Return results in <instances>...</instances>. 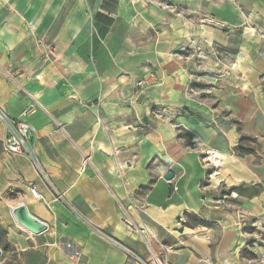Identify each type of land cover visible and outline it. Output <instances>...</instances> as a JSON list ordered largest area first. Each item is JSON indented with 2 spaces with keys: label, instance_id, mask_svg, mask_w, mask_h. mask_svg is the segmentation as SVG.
<instances>
[{
  "label": "crops",
  "instance_id": "obj_1",
  "mask_svg": "<svg viewBox=\"0 0 264 264\" xmlns=\"http://www.w3.org/2000/svg\"><path fill=\"white\" fill-rule=\"evenodd\" d=\"M125 1L0 0V105L32 125V142L54 187L27 158L0 150V187L6 195H17L7 203L10 211L3 212L1 224L18 233L23 250L33 236L42 240L52 264L55 259L62 264H130L125 249L150 259L147 244L128 229L124 217L152 229L168 249L169 264H264V245L257 260L241 255L235 248L241 227L229 228L230 212L221 213L240 203L264 227V0H211L207 7L227 25L223 38L219 29L212 32L225 46H233L234 29L241 31L232 63L243 80L228 90L226 108L242 128H220L227 141L223 148H213L226 154L215 165L218 174H211L222 180L213 190L221 184L228 188L217 201L204 197L200 186L205 169L197 149H207L193 145L196 151H188L165 118L148 123L152 102L164 104L171 89L154 90L158 99L140 102L117 80V65L124 62L117 47L128 29L117 18L105 22V15L121 11ZM170 33V28L163 30L162 41L154 40L157 47L171 46ZM117 39H122L118 46ZM125 92L130 98L123 102ZM240 95H256L257 105ZM5 134L0 121V145ZM241 134L257 138L256 153L236 155ZM168 172L174 173L172 180L165 178ZM33 186L42 199L33 196ZM130 203L146 207L124 215ZM20 204L45 221L48 230L33 235L14 216L13 223L9 214ZM190 217L219 223L221 229L185 226Z\"/></svg>",
  "mask_w": 264,
  "mask_h": 264
},
{
  "label": "rangeland",
  "instance_id": "obj_2",
  "mask_svg": "<svg viewBox=\"0 0 264 264\" xmlns=\"http://www.w3.org/2000/svg\"><path fill=\"white\" fill-rule=\"evenodd\" d=\"M210 2L211 0H126L121 11L105 15V22L112 23L117 18L116 23L128 29L122 33L124 41L119 47L118 43L122 39H117L116 42L119 49L117 53L124 61L117 65V80L122 81L124 90H132L134 94H138L140 102L154 97L155 100L158 99L156 94L152 96L154 90L157 93L162 88L171 89V96L165 97L164 104L162 101L152 102L148 123L150 126L156 125V120L165 118L172 124L176 139L188 151H196L193 145H202L207 149H197L205 169L200 186L203 187L204 197L217 201L227 193L228 188L226 184H221L213 190L212 185L216 181L211 174H218L215 172L218 170L215 165H221V161L212 163L206 158L210 156V152L217 150L213 148L225 146L227 138L220 128L226 130L232 124L237 129L242 128L241 121H233L226 103L228 90L237 87L243 77L232 63L233 56L238 54L241 31L234 29L233 46H225L226 42H222L221 37L227 35V25L208 13ZM168 28L171 29V46L162 47L161 43L157 47V41L154 40L162 41L163 30ZM214 29L220 30L221 37L218 40L214 36L216 33H212ZM129 95V92L123 94V102L130 98ZM159 95L162 100L163 96ZM237 97L252 100L255 105L258 103L256 95ZM33 137L34 135L32 141ZM242 143L244 147L250 145L256 150L260 148L258 143ZM0 150L4 151L3 142ZM234 151L238 156L244 155L243 152L238 153L236 147ZM233 163L234 166L241 167L237 160L234 159ZM251 176L256 179L254 174ZM1 179L2 177L0 183ZM249 186L254 195V182ZM2 189L0 187V264H52L47 256L48 245L42 240H34L36 237L33 236L34 239H29L26 243L27 250H23L21 247L26 246L19 244L18 233L11 234L1 224L3 212L6 214L10 211L8 204L16 201L17 197L15 193L6 195ZM225 209L221 213L230 212L228 227L236 224L241 227L242 236L235 248L239 247L240 254L248 259L257 260L258 248L264 245L261 241L264 227L259 224L257 214L253 211L244 212L240 203ZM9 218L15 223L11 213ZM213 224L212 227L221 229L219 223ZM53 261L54 264H62L58 259Z\"/></svg>",
  "mask_w": 264,
  "mask_h": 264
},
{
  "label": "built area",
  "instance_id": "obj_3",
  "mask_svg": "<svg viewBox=\"0 0 264 264\" xmlns=\"http://www.w3.org/2000/svg\"><path fill=\"white\" fill-rule=\"evenodd\" d=\"M0 121L3 124L6 133L5 138L2 141L4 153L10 157L21 156L27 158L38 175L47 184V186L51 190H54L50 176L45 170L32 142V136L34 132L32 125L27 121L11 117L2 107V105H0ZM174 189L177 190L176 184L174 185ZM31 192L36 199L43 198L42 194L35 186L31 188ZM56 196L59 199L64 198V195L62 193L60 194L56 192ZM145 207V203H130L129 206L125 208L124 215L128 211V209H132L137 213H140L144 210ZM123 220L130 231H137L139 233L143 241L147 244L151 256L150 259H147L133 250L125 249L130 264H169L167 256L168 249L158 239L157 235L147 224L143 222L138 226L130 217H124ZM183 220L184 219L181 218V222H183ZM152 245L155 246L153 247ZM155 247L159 250H156Z\"/></svg>",
  "mask_w": 264,
  "mask_h": 264
},
{
  "label": "water",
  "instance_id": "obj_4",
  "mask_svg": "<svg viewBox=\"0 0 264 264\" xmlns=\"http://www.w3.org/2000/svg\"><path fill=\"white\" fill-rule=\"evenodd\" d=\"M165 178L167 180H172L174 178V173L168 172ZM12 214L17 224L33 235H39L48 230V224L30 213L28 207L25 204L15 206L12 210ZM1 255L2 249L0 247V256Z\"/></svg>",
  "mask_w": 264,
  "mask_h": 264
},
{
  "label": "trees",
  "instance_id": "obj_5",
  "mask_svg": "<svg viewBox=\"0 0 264 264\" xmlns=\"http://www.w3.org/2000/svg\"><path fill=\"white\" fill-rule=\"evenodd\" d=\"M244 141H248L249 144H253V143H257V138L252 137V136H248V135H244L241 134L240 137V142L238 143V145L236 146V149L239 152H243L244 154H254L256 153V149L251 147L250 145L247 146H243L242 142ZM241 154V153H240ZM214 222L211 221H206L197 217H190L189 219H187V221L184 223L185 226L191 227V228H195L198 225H203V226H207V227H212L214 224Z\"/></svg>",
  "mask_w": 264,
  "mask_h": 264
},
{
  "label": "bare ground",
  "instance_id": "obj_6",
  "mask_svg": "<svg viewBox=\"0 0 264 264\" xmlns=\"http://www.w3.org/2000/svg\"><path fill=\"white\" fill-rule=\"evenodd\" d=\"M224 158H226L224 153H221L218 151H212V152H210V156H208L206 158V160L210 161L212 163H215V162H219V161L223 160ZM220 181H222V180H220V178H217L215 184L220 183Z\"/></svg>",
  "mask_w": 264,
  "mask_h": 264
}]
</instances>
